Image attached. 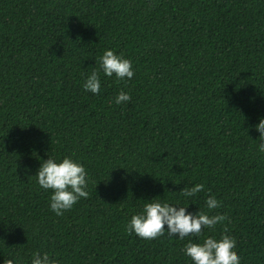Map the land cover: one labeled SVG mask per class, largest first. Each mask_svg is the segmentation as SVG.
I'll return each mask as SVG.
<instances>
[{
	"label": "trees",
	"instance_id": "trees-1",
	"mask_svg": "<svg viewBox=\"0 0 264 264\" xmlns=\"http://www.w3.org/2000/svg\"><path fill=\"white\" fill-rule=\"evenodd\" d=\"M106 49L135 74L101 72L93 95ZM262 118L264 0H0V264H191L188 237L126 230L153 198L225 215L191 239L230 235L241 264H264ZM48 155L88 173V198L62 216L35 177Z\"/></svg>",
	"mask_w": 264,
	"mask_h": 264
},
{
	"label": "clouds",
	"instance_id": "clouds-1",
	"mask_svg": "<svg viewBox=\"0 0 264 264\" xmlns=\"http://www.w3.org/2000/svg\"><path fill=\"white\" fill-rule=\"evenodd\" d=\"M106 77H115L117 81L131 80L134 70L131 59L117 54L114 50L106 49L99 57V68L86 76L83 88L86 92L98 95L101 91L100 73ZM131 100V94L120 90L116 97L117 105ZM258 139L260 141L258 151L264 153V118L256 125ZM39 187L45 191L51 190L49 208L57 216H62L65 211L81 199L88 198V173L83 164L72 156H64L58 159L49 156L43 160L36 174ZM204 189L203 184L186 186L180 195L189 198L194 197ZM206 208L211 211L220 207L221 202L215 196H209ZM223 214L210 215L201 211L190 212L187 206H181L179 202L172 204L162 199L146 200L142 209L131 215L126 225V230L134 233L141 239L153 240L167 234L171 238L184 240L189 238L183 247V253L189 258L191 264H241V258L237 254V243L234 237L221 234L219 238L210 235L203 242H194L192 237H200L204 229L214 230L215 226L225 221ZM7 264H16L15 259H9ZM30 264H59L49 253L36 252L32 254Z\"/></svg>",
	"mask_w": 264,
	"mask_h": 264
}]
</instances>
